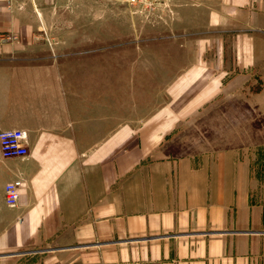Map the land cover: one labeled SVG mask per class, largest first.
<instances>
[{"label": "crops", "instance_id": "1", "mask_svg": "<svg viewBox=\"0 0 264 264\" xmlns=\"http://www.w3.org/2000/svg\"><path fill=\"white\" fill-rule=\"evenodd\" d=\"M47 3L0 0V130L28 133L25 157L0 156V251L29 250L30 264H264V156H166L169 109L113 122L87 98L95 85L74 78L88 70L48 51V29L89 21L51 20ZM192 3L208 7L201 26L227 29L216 66L191 72L212 82L207 91L232 83L264 116V0ZM16 178L8 206L4 186Z\"/></svg>", "mask_w": 264, "mask_h": 264}, {"label": "rangeland", "instance_id": "2", "mask_svg": "<svg viewBox=\"0 0 264 264\" xmlns=\"http://www.w3.org/2000/svg\"><path fill=\"white\" fill-rule=\"evenodd\" d=\"M47 6L51 20L89 21L48 29V51L69 53L66 62L78 74L88 70L86 80L74 78L95 85L87 98L111 112L113 122L166 117L170 110L175 124L161 143L166 156L232 147L264 156V116L247 104L246 93L232 83L207 91L212 82L191 72L193 64L216 66L227 29L201 26L208 7L190 0H48ZM34 255L0 251V264H30Z\"/></svg>", "mask_w": 264, "mask_h": 264}, {"label": "built area", "instance_id": "3", "mask_svg": "<svg viewBox=\"0 0 264 264\" xmlns=\"http://www.w3.org/2000/svg\"><path fill=\"white\" fill-rule=\"evenodd\" d=\"M134 2L135 0H130ZM15 39L16 35L9 37ZM28 154V133L21 128H10L0 130V156L3 158L25 157ZM23 181L16 178L7 182L4 186V200L8 206L17 204L19 189Z\"/></svg>", "mask_w": 264, "mask_h": 264}]
</instances>
